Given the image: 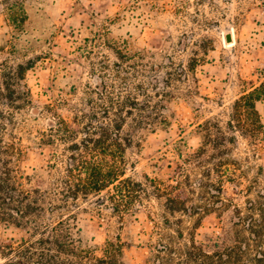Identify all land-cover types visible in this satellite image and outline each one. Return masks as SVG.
<instances>
[{
    "label": "rangeland",
    "instance_id": "rangeland-1",
    "mask_svg": "<svg viewBox=\"0 0 264 264\" xmlns=\"http://www.w3.org/2000/svg\"><path fill=\"white\" fill-rule=\"evenodd\" d=\"M4 1L0 73L31 65L4 109L24 173L48 190L36 222L74 213L82 264H254L264 252V229L258 239L250 230L264 219V94L256 116L241 115L259 120L258 131L243 132L232 115L234 102L264 83V0H20L17 27ZM134 103L158 106L133 110L123 127L132 137L125 177L140 183L134 199L114 211L101 199L109 187L64 206L49 191L72 142L50 125L62 118L79 130L116 119L102 116L106 105ZM166 195L185 210H170ZM38 237L0 223L1 244Z\"/></svg>",
    "mask_w": 264,
    "mask_h": 264
},
{
    "label": "trees",
    "instance_id": "trees-1",
    "mask_svg": "<svg viewBox=\"0 0 264 264\" xmlns=\"http://www.w3.org/2000/svg\"><path fill=\"white\" fill-rule=\"evenodd\" d=\"M2 5L16 27L23 22L24 11L20 0L13 2L6 0ZM30 66L23 63L6 65L0 73V223L25 227L34 236L39 237L31 241L24 240L17 247L11 242L0 243V259L3 260L0 264H82L77 255L84 252V249L75 244L71 234L73 226L70 220L75 219L74 213L52 225L42 226L36 222V215L44 210L43 202L48 190L38 183L31 184L30 175L24 173L20 163L23 149L7 131V123L11 118L6 115L4 106L14 102L16 84L24 79L25 72ZM263 88L264 83H261L234 102L232 120L235 118L243 132H256L262 127L259 120H256V123L242 121L241 115L253 117L257 115L255 104L264 94ZM134 104L106 105L102 116L110 118V114H113L116 119L110 118V121L98 124H94L92 120L87 121L79 130L71 127L62 118H58V121L50 125L60 140L72 142L67 147L70 153L65 159L64 173L58 177L56 187L49 191L56 199L61 200L64 206L76 208L78 206L76 201L79 198L86 200L90 195H97L109 187L111 190L108 191L107 197L101 199L108 198L112 201L114 211L122 212L119 206L134 199L132 187L140 183L125 177L124 153L131 145L132 137L128 133H123V127L126 124V117L132 114L133 110L152 113L154 108L158 109V106ZM149 106L152 107L150 111ZM232 120L229 122L231 126ZM73 122L77 124L76 119ZM207 122L209 121H206L205 125ZM156 125L143 121L137 124L140 128L151 129ZM7 134H10V137H7ZM78 134H82L81 137H78ZM208 138H211L210 134ZM48 166L51 167L50 163ZM173 202L177 203L176 199L166 195V206L170 210H185L184 203L170 205ZM257 225L259 230L254 227ZM263 229V218L250 227L256 239L261 238ZM263 261L264 252L254 255V264H261Z\"/></svg>",
    "mask_w": 264,
    "mask_h": 264
},
{
    "label": "water",
    "instance_id": "water-1",
    "mask_svg": "<svg viewBox=\"0 0 264 264\" xmlns=\"http://www.w3.org/2000/svg\"><path fill=\"white\" fill-rule=\"evenodd\" d=\"M231 40H232V36H231L230 33H228V34L226 35V41L229 42V41H231Z\"/></svg>",
    "mask_w": 264,
    "mask_h": 264
},
{
    "label": "bare ground",
    "instance_id": "bare-ground-1",
    "mask_svg": "<svg viewBox=\"0 0 264 264\" xmlns=\"http://www.w3.org/2000/svg\"><path fill=\"white\" fill-rule=\"evenodd\" d=\"M230 42V41H229ZM228 44H232V42L231 43H228Z\"/></svg>",
    "mask_w": 264,
    "mask_h": 264
}]
</instances>
